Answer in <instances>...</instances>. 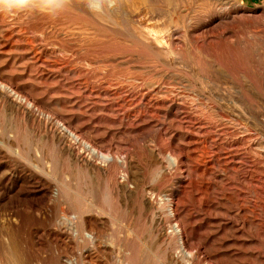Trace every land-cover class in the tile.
I'll list each match as a JSON object with an SVG mask.
<instances>
[{"label": "rangeland", "instance_id": "374dc122", "mask_svg": "<svg viewBox=\"0 0 264 264\" xmlns=\"http://www.w3.org/2000/svg\"><path fill=\"white\" fill-rule=\"evenodd\" d=\"M127 263L264 264V0L0 17V264Z\"/></svg>", "mask_w": 264, "mask_h": 264}, {"label": "clouds", "instance_id": "9594fccd", "mask_svg": "<svg viewBox=\"0 0 264 264\" xmlns=\"http://www.w3.org/2000/svg\"><path fill=\"white\" fill-rule=\"evenodd\" d=\"M68 0H0V17L17 19L22 16H54L62 10Z\"/></svg>", "mask_w": 264, "mask_h": 264}, {"label": "bare ground", "instance_id": "6f19581e", "mask_svg": "<svg viewBox=\"0 0 264 264\" xmlns=\"http://www.w3.org/2000/svg\"><path fill=\"white\" fill-rule=\"evenodd\" d=\"M135 0H114V2H116L118 5H120V4H122V2H124L126 5H130V4H132L133 2H134ZM160 1V0H159ZM96 3H97V1H96ZM140 11V10H139ZM145 15H146V13H145ZM148 25V24H147ZM149 27H150V25H148ZM158 26V25H157ZM152 30H150V32H151ZM154 31H156V29L154 30ZM163 32V31H162ZM159 34V33H158ZM162 34V33H161ZM159 36H160V34H159ZM162 39V38H161ZM92 151L93 152H95V150H93L92 149ZM205 153V152H204ZM229 153V152H228ZM224 155V154H223ZM225 155H227V152L225 153ZM226 159H227V156H224ZM106 158H108V157H106ZM170 158V157H169ZM109 159V158H108ZM107 160V159H106ZM172 159L170 158V161H171ZM229 162V161H228ZM155 163H157V162H155ZM230 163V162H229ZM228 165V164H227ZM122 187H123V185H122ZM126 187V186H125ZM124 188V187H123ZM120 189H121V186H120ZM127 190V189H126ZM123 191V190H122ZM124 192V191H123ZM141 200H142V202H143V205L144 206H146V207H151V208H153L152 207V205H153V203H152V197L150 196V195H143L142 197H141ZM154 200V199H153ZM171 203V202H170ZM99 205V204H98ZM168 205V204H167ZM165 207H166V205H165ZM101 208V207H100ZM175 208V207H174ZM167 209V207L165 208V210ZM173 209V208H172ZM171 209V206H168V212H169V215H168V212L167 211H165L166 212V215H168V216H173V210ZM176 209H174V211H175ZM150 211V210H149ZM148 212V211H147ZM99 214V213H98ZM101 214V213H100ZM101 215H103V214H101ZM171 216V217H172ZM170 217V218H171ZM94 219V218H93ZM92 219V220H93ZM91 221V220H90ZM94 222H95V220H93ZM99 221V220H98ZM88 222V221H87ZM90 223V222H89ZM96 223V222H95ZM100 223V222H99ZM98 223V224H99ZM162 226V225H161ZM171 229L169 230V228H168V232H173L172 234H174L175 236H177L176 237V240L175 241H180L181 239H180V237H181V233H180V229H179V227L177 226V223H173L171 226ZM162 228V227H161ZM160 229V228H159ZM164 231V230H163ZM163 231H161V232H163ZM170 233V234H171ZM160 234H162V233H160ZM164 234V233H163ZM167 234V233H166ZM171 234V235H172ZM169 235V234H168ZM171 235H169L168 237H171ZM174 235H173V237H174ZM160 236V235H159ZM166 237V236H165ZM168 237H166V238H168ZM175 238V237H174ZM174 238H173V240H174ZM162 239V238H161ZM178 239V240H177ZM174 245V244H173ZM185 254V253H184ZM188 255H190V253H187ZM186 255V254H185ZM187 256V255H186ZM188 257V256H187ZM190 257H191V255H190ZM128 264V263H127Z\"/></svg>", "mask_w": 264, "mask_h": 264}]
</instances>
